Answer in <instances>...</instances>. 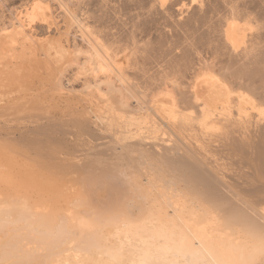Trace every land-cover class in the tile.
<instances>
[{"label":"bare ground","instance_id":"6f19581e","mask_svg":"<svg viewBox=\"0 0 264 264\" xmlns=\"http://www.w3.org/2000/svg\"><path fill=\"white\" fill-rule=\"evenodd\" d=\"M160 4L0 0V264L264 242V0Z\"/></svg>","mask_w":264,"mask_h":264},{"label":"snow or ice","instance_id":"6c2138e0","mask_svg":"<svg viewBox=\"0 0 264 264\" xmlns=\"http://www.w3.org/2000/svg\"><path fill=\"white\" fill-rule=\"evenodd\" d=\"M196 0H193L195 3ZM166 0H161L160 7H165ZM264 102V101H262ZM262 235H264V228H262ZM245 264H264V242L254 247L249 253Z\"/></svg>","mask_w":264,"mask_h":264},{"label":"rangeland","instance_id":"374dc122","mask_svg":"<svg viewBox=\"0 0 264 264\" xmlns=\"http://www.w3.org/2000/svg\"><path fill=\"white\" fill-rule=\"evenodd\" d=\"M136 12H138V10L136 11V8H135V10H133V8H132L131 14L136 13Z\"/></svg>","mask_w":264,"mask_h":264}]
</instances>
